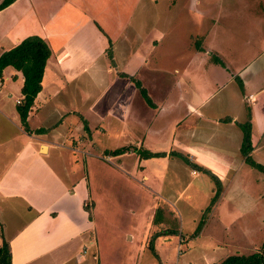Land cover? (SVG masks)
<instances>
[{"label": "crops", "instance_id": "obj_1", "mask_svg": "<svg viewBox=\"0 0 264 264\" xmlns=\"http://www.w3.org/2000/svg\"><path fill=\"white\" fill-rule=\"evenodd\" d=\"M140 1L16 0L0 11V57L31 36L43 39L51 50L42 91L27 119L28 127L23 125L18 112L23 101V74L8 67L0 78V226L15 223L14 216L26 219L8 237L12 264H142L140 257L148 249L156 260L152 259L147 264H167V259L158 249L175 240L176 236H179V243L192 241V248L202 247L204 252H207L205 249L210 250L211 245L222 248L225 246L223 241L203 239L213 234L222 239L227 234L229 223L240 216L237 211L224 212L223 209L225 198L232 199L229 190L241 171H235L236 158L193 141L196 127L203 117L200 107L192 102L187 104L188 114L170 132L168 146L152 136L158 132L153 126L165 102L161 90L156 97L160 99L159 104L151 96L153 87L159 82L158 75L149 80L150 75L144 72L147 39L141 38L144 35L137 38L140 32L136 31L141 23ZM150 1L158 5L159 0ZM5 41L8 47L2 46ZM151 42L154 45L160 43L158 38ZM119 44L123 45V53L118 48ZM47 75L55 78L57 84H63L65 80L67 91L68 85L75 83L76 94L81 100L91 99L90 115L99 119L94 127L82 114L83 105L73 108V103L63 99L66 108L63 110L48 102L50 99L47 100L44 94ZM88 75L90 84L84 88L82 78ZM111 75L112 80L100 92L98 79L101 81ZM253 76L256 75L232 73L234 79L246 81ZM131 78L140 82L154 107L147 104ZM6 80L7 89L17 94L16 108L8 104L6 100L10 96L3 93ZM246 83L235 85L232 94L240 99L245 120L230 111L213 118L211 124L225 131L230 143L235 141L239 144L243 157L244 132L241 125L250 119L252 158L260 145L262 120L257 115V108H253L258 93L246 95L243 92ZM63 95L61 87L54 90V98ZM247 105L252 107L248 113ZM49 107L51 110L46 111ZM55 114L59 117L53 120L51 116ZM70 115L83 120L86 128L92 131L87 136L83 133L77 137L78 144L72 147L66 145L72 137L59 130ZM132 129L141 132L132 134ZM114 134L125 144L106 149ZM204 141L215 146L209 138ZM99 144L104 147L99 152L101 154L83 151ZM57 148L70 150L73 154H61L55 151ZM117 150L123 153L115 155ZM53 152L59 162H52ZM79 154L82 159L78 158ZM148 154L160 156L148 158ZM68 156L75 162L73 168L64 165ZM177 161L184 164L190 182L179 195L176 190V195L166 196L165 191L172 183L168 184L169 173L165 174L162 169L166 167L176 171L178 166L174 162ZM160 162L163 166L159 165ZM152 164L160 167L159 171H154L155 176L149 175V165ZM245 165L242 160L240 166L245 168ZM257 172L261 174L259 170ZM199 180L206 187L200 188L206 191L204 201L210 202V207L215 203L211 215L199 235L194 236L193 232L179 234L177 205L192 209L191 203L196 196L191 188L197 186L195 184ZM216 192L219 194L215 200L213 195ZM160 205L164 211L159 209ZM198 217L193 220L195 226L201 222ZM0 230L1 245L2 227ZM240 232L244 236V229ZM197 242L200 243L198 246ZM87 244L92 248L91 257L80 255L77 261L72 259L76 248L84 247L83 254H87Z\"/></svg>", "mask_w": 264, "mask_h": 264}, {"label": "rangeland", "instance_id": "obj_2", "mask_svg": "<svg viewBox=\"0 0 264 264\" xmlns=\"http://www.w3.org/2000/svg\"><path fill=\"white\" fill-rule=\"evenodd\" d=\"M152 2L150 0L140 1V5H142L139 10L141 23L136 31L140 32L137 38L144 35L141 38L147 39L145 41L147 62L144 65V72L146 71V74L150 75L149 80H151V77L158 75L159 82L156 84L157 86L153 87V95L151 93V96L159 104L160 99H156V97H158V90H161L165 102L153 126L158 130L157 135H152L153 138L156 137L168 146L171 137L170 132L186 117L188 114L187 104L192 102L200 107L203 116L196 127L197 132L193 141L212 149L215 147L220 154H232L233 158H236L234 162L235 171L241 170L238 173L236 183L229 190L232 199L225 198L223 203L224 212L237 211L240 216L229 223L227 234H224L222 239H217L218 234H213L215 238L207 235V238L203 239L205 241H223L224 247L217 248L211 245V249H205L207 252H204V250H201L202 247L192 248L190 244L192 241L187 244L185 242L179 243V236H176L175 240L164 244L158 251L163 253V257L167 259V264H220L230 256H250L258 253L264 244V174L258 173L256 168L249 165L244 156L243 159L238 148L239 144L237 145L235 141L230 143L225 137V131L218 130L219 126L212 125L211 120L230 111H234L240 119L245 120L246 114H243V107H240V99L232 94L235 85L241 86V84L249 82V84H245L246 87L243 92L246 95L258 93L257 103L253 108H257V115L262 120V126L259 129L262 132L259 137V140H261L260 145H258V151L252 156L251 160H255L256 164L264 167V0H159L158 5H153ZM141 38L139 37V39ZM155 38L160 41L158 45L151 42ZM2 46L8 47L6 41ZM122 46L120 44L118 46L121 53L124 52ZM239 72L242 75L256 76L248 78L247 81L239 78L234 79L232 73L238 74ZM89 76L82 78V80L84 79V88L90 84L87 80ZM112 76H107L106 79L101 81L98 79L101 82L98 86L100 92L107 87L105 84H109ZM55 81L56 79L52 76H46L44 94H46L47 100L50 99L48 102L54 107L57 106L55 108L63 110L66 109L63 99L66 102L68 100V102L73 103V108H79L83 105L82 114L89 118L91 126L94 127L99 119L90 115L91 99L89 101L81 100L80 95L76 94L75 83L68 85L67 91L65 80L63 84H57ZM7 82L8 80L4 83L3 93L8 97L10 96L6 100L8 104L16 108L17 94L11 93L7 89ZM58 87H61L64 95L61 97L55 96L54 98V90ZM249 107L252 110V107L247 105V113L251 111ZM45 109L46 107L43 111ZM50 110L49 107L46 111ZM52 113L54 114V112ZM58 117L59 114H55L54 117L51 116L53 120L58 119ZM24 125L28 127L26 124ZM86 127L87 125L83 120L70 115L59 130L72 137L66 144L72 147L77 146V137L80 138L83 133L85 136L91 134L92 131ZM182 127H184V124ZM118 128L119 125L116 129ZM127 128L129 130V127ZM134 131L141 132L139 129H132V134ZM5 133L8 135L7 131ZM209 134L212 138L209 137ZM206 138L211 139L215 146L210 142V145L204 143ZM121 144H125L123 139L119 140V137L114 134L106 149H115L122 146ZM102 148H104L103 145L99 144L98 146L94 145L93 148L90 147V149L85 148L83 151L101 154L99 152L103 150ZM55 151L61 154H73L72 151L64 148H57ZM78 158L82 159V156L79 154ZM51 159L52 162L58 161V156L53 152ZM66 159L64 165L73 168L74 160L70 159L69 156ZM242 160L246 162L245 168L240 166ZM161 163L159 165L163 166ZM174 163L179 167H176V171L169 170L166 167L162 169L165 174L169 173L168 184L171 185L172 183L165 191L166 196H173L176 193L179 195L185 190V185L190 182L188 174L184 170V164L181 161ZM159 165H149V175L155 176L154 171L160 170ZM257 178L260 181H257ZM202 179L207 182V178L203 177ZM195 185L197 186L192 187L191 192L198 200L195 199L191 203L192 209L188 210L177 205L178 214L176 212V217L178 220L177 224L175 220L174 223L179 228V234L193 232L192 234L195 236L200 223L202 221L205 223L210 217L211 209L215 204L212 203L210 207V202L204 201L206 191L200 188L206 187L201 180L197 181ZM217 193L213 195L214 198ZM159 209L164 211V207L161 205ZM197 217L201 219V222L195 226L193 220ZM19 218L14 216L15 223L9 222L4 226H0V228L2 227L3 239L8 240V237L25 223V217ZM122 228H124V223H122ZM243 229L244 236L240 232ZM199 244L197 242L196 245ZM86 247L89 248L87 254H83L84 247L76 248L72 259L77 261L80 255L87 258L91 257L92 248L89 244ZM136 257H138V254ZM152 259H155V257L148 249L144 256L141 255L140 262L147 264Z\"/></svg>", "mask_w": 264, "mask_h": 264}, {"label": "trees", "instance_id": "obj_3", "mask_svg": "<svg viewBox=\"0 0 264 264\" xmlns=\"http://www.w3.org/2000/svg\"><path fill=\"white\" fill-rule=\"evenodd\" d=\"M16 0H4L0 4V11L9 7ZM51 56V50L48 44L38 36H31L23 40L17 47L14 49L5 52L0 57V78L2 77L3 71L8 67H13L15 70L21 72L24 77V86L22 88L23 101L18 106V112L21 116V121L24 124H27L28 115L33 108L34 102L38 94L42 91V81L46 68L47 61ZM125 77V75H121ZM135 86L139 89L142 97L145 99L147 104L151 107H154L152 101L147 95L146 90L142 87L140 82L131 78ZM25 126V125H24ZM251 127L250 122L241 125V128L244 132V140L242 145V154L247 159V162L252 167L261 171L264 174V167L259 164H256L251 160L250 153L252 150L251 145ZM123 153L120 150L114 152L115 155ZM160 155L148 154V158L158 157ZM163 156V155H162ZM181 158L190 166L189 160L186 157ZM218 194L215 197L218 198ZM215 199V200H216ZM204 221H202L197 229L196 235H199ZM0 264H12V254L11 247L8 240L3 239L2 244L0 245ZM220 264H264V244L262 249L258 253H254L250 256H230L225 259Z\"/></svg>", "mask_w": 264, "mask_h": 264}]
</instances>
